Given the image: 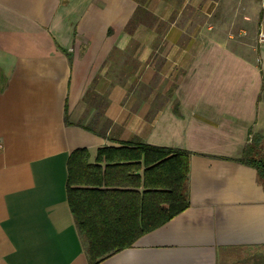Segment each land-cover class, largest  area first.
I'll use <instances>...</instances> for the list:
<instances>
[{
	"label": "crops",
	"instance_id": "0c3cea01",
	"mask_svg": "<svg viewBox=\"0 0 264 264\" xmlns=\"http://www.w3.org/2000/svg\"><path fill=\"white\" fill-rule=\"evenodd\" d=\"M226 5L0 0V264H90L68 156L136 140L188 152L189 205L95 264H264V187L235 161L264 150V16L218 24Z\"/></svg>",
	"mask_w": 264,
	"mask_h": 264
},
{
	"label": "trees",
	"instance_id": "16d2710c",
	"mask_svg": "<svg viewBox=\"0 0 264 264\" xmlns=\"http://www.w3.org/2000/svg\"><path fill=\"white\" fill-rule=\"evenodd\" d=\"M142 11L146 13L139 6L132 15L128 31ZM87 94L93 98L87 103L97 106L100 116L107 105L106 95H99L92 88ZM93 121L94 118L86 129L92 130ZM65 122L69 123L66 116ZM261 138L253 134L235 161L255 168L264 187V150H257ZM102 159L103 166L99 163ZM67 171L68 206L79 233L87 240L90 264L109 252L130 246L138 236L170 220L189 205L188 152L182 149L136 140L119 147L98 148L96 163L91 164L87 150L77 148L68 156ZM75 184L97 187H72ZM102 185L103 188H98ZM140 186L142 190L138 191Z\"/></svg>",
	"mask_w": 264,
	"mask_h": 264
},
{
	"label": "rangeland",
	"instance_id": "374dc122",
	"mask_svg": "<svg viewBox=\"0 0 264 264\" xmlns=\"http://www.w3.org/2000/svg\"><path fill=\"white\" fill-rule=\"evenodd\" d=\"M223 3H227L226 7L224 9L226 10L225 14L222 12V17L220 18V21L218 24H221L224 22L223 20H226V22H231L232 26L236 28V26L239 23V20L243 15H254V16H264V0H221ZM218 12V14H220ZM230 15V16H229ZM260 31V30H259ZM264 39V38H263ZM256 41H262L260 39L259 32L257 33L255 37ZM262 94L264 95V89L262 91Z\"/></svg>",
	"mask_w": 264,
	"mask_h": 264
},
{
	"label": "built area",
	"instance_id": "2783aa9c",
	"mask_svg": "<svg viewBox=\"0 0 264 264\" xmlns=\"http://www.w3.org/2000/svg\"><path fill=\"white\" fill-rule=\"evenodd\" d=\"M260 39H261V40L263 39V34H262V33H260Z\"/></svg>",
	"mask_w": 264,
	"mask_h": 264
}]
</instances>
